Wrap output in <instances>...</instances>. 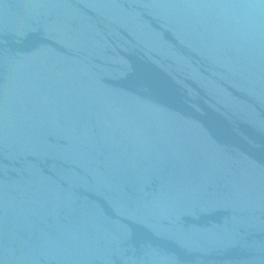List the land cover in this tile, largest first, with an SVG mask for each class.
<instances>
[{
	"label": "water",
	"instance_id": "95a60500",
	"mask_svg": "<svg viewBox=\"0 0 264 264\" xmlns=\"http://www.w3.org/2000/svg\"><path fill=\"white\" fill-rule=\"evenodd\" d=\"M0 264H264V0H0Z\"/></svg>",
	"mask_w": 264,
	"mask_h": 264
}]
</instances>
